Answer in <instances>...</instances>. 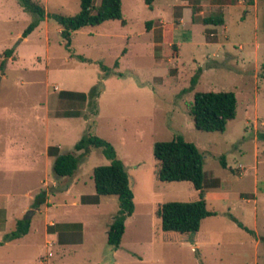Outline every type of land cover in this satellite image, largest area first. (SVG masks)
Returning <instances> with one entry per match:
<instances>
[{
	"label": "rangeland",
	"instance_id": "rangeland-1",
	"mask_svg": "<svg viewBox=\"0 0 264 264\" xmlns=\"http://www.w3.org/2000/svg\"><path fill=\"white\" fill-rule=\"evenodd\" d=\"M36 1L46 13L79 9ZM121 11L125 24L82 27L67 47L46 17L22 37L33 16L0 0V240L31 217L26 235L0 243V264H264V0H121ZM217 14L223 24L203 23ZM197 91L234 92L224 131L195 129ZM87 134L110 142L129 174L134 211L115 249L106 232L116 196L81 202L95 196L93 167L109 160L91 148L73 177L52 170L48 148L71 151ZM177 134L199 149L204 189L218 193L203 194L215 214L192 234L162 231L156 214L198 199L189 181L156 177L153 143Z\"/></svg>",
	"mask_w": 264,
	"mask_h": 264
},
{
	"label": "trees",
	"instance_id": "trees-1",
	"mask_svg": "<svg viewBox=\"0 0 264 264\" xmlns=\"http://www.w3.org/2000/svg\"><path fill=\"white\" fill-rule=\"evenodd\" d=\"M23 10L33 17L22 32V37L35 29L45 17L53 20L60 27V36L65 40L68 47L71 43L72 32L91 25H98L107 20H120L122 18L121 0H99L98 5L93 0H79V9L72 15L61 13H46L42 4L36 0H16ZM150 3L151 0H146ZM206 25H221L224 22L222 14L210 15L202 19ZM11 50L5 51L6 54ZM4 61L0 63L3 67ZM117 66V62H115ZM104 68L103 66H101ZM93 93V92H91ZM63 94V93H62ZM68 95V93H66ZM70 96L86 98L85 93H69ZM91 96H95L92 94ZM236 96L232 91H197L193 96V105L190 113L193 118L195 129L208 132H222L225 130L227 121L235 116ZM91 148H98L109 160L108 164L98 165L92 169V179L95 196L82 203H97L100 195L116 196L118 209L113 216L107 229V244L117 248L125 228V219L134 211V195L130 186L129 174L123 162L117 158L113 145L107 140L95 135L82 136L71 151L55 152L52 147L48 148L54 158L52 162L53 173L57 177L71 178L79 166L80 159L87 157ZM76 151L79 154L76 155ZM153 156L157 160L158 167L156 177L159 181H189L193 188L198 191V199L191 202L167 201L163 202L156 210L160 220L162 231H173L184 234H192L198 231L200 222L215 212L209 210L203 196V158L199 149L182 135L177 134L171 140L155 141L153 143ZM221 164L225 162L221 158ZM44 193L37 194L33 206L38 207L43 200ZM31 222L30 213L16 220L15 227L6 233L2 240L10 241L27 234ZM242 227V225H241ZM263 249L264 260V237L259 238ZM1 243V242H0Z\"/></svg>",
	"mask_w": 264,
	"mask_h": 264
},
{
	"label": "crops",
	"instance_id": "crops-1",
	"mask_svg": "<svg viewBox=\"0 0 264 264\" xmlns=\"http://www.w3.org/2000/svg\"><path fill=\"white\" fill-rule=\"evenodd\" d=\"M221 185L222 186H225L223 183H221ZM204 184H203V193H204V196H205V199H206V197L209 195V196H212V195H217L218 193L216 192V190L214 189V188H209V190L210 191H206L205 189H204ZM205 190V191H204ZM101 196V195H100ZM102 197V196H101ZM7 205V204H6ZM214 212V211H213ZM19 219V218H18ZM28 232H29V230H28ZM27 232V233H28ZM6 234V233H5ZM4 234V235H5ZM3 235V236H4ZM26 235V234H25ZM3 238V237H2ZM0 242L1 243H6V242H8V241H3L2 239L0 240ZM60 261H59V259L58 260H54V259H48V260H46V262H45V264H61V263H59ZM16 264H17V262H16ZM36 264H41V262H38V263H36ZM98 264V263H97Z\"/></svg>",
	"mask_w": 264,
	"mask_h": 264
}]
</instances>
